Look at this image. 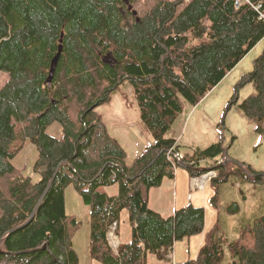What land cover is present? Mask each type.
I'll list each match as a JSON object with an SVG mask.
<instances>
[{
    "label": "trees",
    "instance_id": "obj_1",
    "mask_svg": "<svg viewBox=\"0 0 264 264\" xmlns=\"http://www.w3.org/2000/svg\"><path fill=\"white\" fill-rule=\"evenodd\" d=\"M137 1L0 0V72L8 75L0 86V264H78L72 237L79 223L64 206L68 185L89 208L91 259L145 264L152 254L173 264V245L203 231L205 209L188 204L163 217L147 206L149 189L173 178L179 165L189 176L216 171L215 207L231 176L264 183V171L229 157L222 140L188 152L167 136L183 101L196 105L264 38V0H156L143 13ZM125 80L153 138L131 162L96 111ZM246 84L253 91L240 107L264 133V47L226 111ZM53 122L60 137L46 131ZM25 139L37 151L35 181L12 163ZM113 184L116 195L99 189ZM123 209L131 240L112 249L107 232ZM224 209L232 214L239 206ZM178 264H264V211L233 240L216 221L195 257Z\"/></svg>",
    "mask_w": 264,
    "mask_h": 264
},
{
    "label": "rangeland",
    "instance_id": "obj_2",
    "mask_svg": "<svg viewBox=\"0 0 264 264\" xmlns=\"http://www.w3.org/2000/svg\"><path fill=\"white\" fill-rule=\"evenodd\" d=\"M155 1L138 0L134 3V7L139 13H143ZM263 47L264 38L259 40L196 105L192 106L183 101L182 110L176 116L167 136L176 139L188 152L196 148L204 149L222 140L229 157L249 164L256 171H264V133L255 130V125L248 120L240 107L243 99L253 91L251 84L237 89V102L226 111L239 78L251 70L253 60L261 53ZM7 77L6 72H0V86L5 83ZM96 111L101 114L109 133L126 151L128 162L152 143L153 138L141 122L133 88L127 80L111 93L110 101L97 106ZM46 131L55 137H60L62 134L61 126L57 122L51 123ZM36 157L35 146L25 139L12 163L23 175H28L35 181L39 179V174L33 171ZM176 171L178 182L183 183L186 178L188 185V170L179 165ZM99 189L106 192V187ZM218 189L216 207L211 201L216 191L214 185L209 183L203 191H199L203 194L204 208L207 209V230L218 221L224 237L233 240L238 236V230L242 225L263 213L264 183L241 182L235 176H231ZM191 194L199 197L195 192ZM232 201L238 203L239 210L237 213L229 214L224 207ZM64 203L65 212L79 223L72 237L73 248L79 259L78 264H90L89 208L82 202L72 185L64 189ZM196 236L198 234L192 235V238ZM186 240L187 238L176 241L177 253L176 260L173 256V264L174 261L177 263L187 257V246L185 243H180ZM196 240L198 238L192 239L190 248L195 249ZM191 255L195 257L196 253L191 252Z\"/></svg>",
    "mask_w": 264,
    "mask_h": 264
},
{
    "label": "crops",
    "instance_id": "obj_3",
    "mask_svg": "<svg viewBox=\"0 0 264 264\" xmlns=\"http://www.w3.org/2000/svg\"><path fill=\"white\" fill-rule=\"evenodd\" d=\"M176 175L174 174L173 178H163L162 182L159 186L153 187L149 189L148 192V200H147V206L162 215L163 217H167L173 214L174 210L176 208L185 207L188 204H192L194 206H205V201L203 198L202 192L190 190V188L187 189V180L185 178V181L183 183L178 182L177 180V171H175ZM189 183V182H188ZM118 192V186L116 185H110L106 187V193L108 195H116ZM191 192H195L198 194L199 197L192 195ZM201 199L202 203H201ZM205 209V220H204V229L201 233L198 234V236L193 237L190 236L187 238L186 242H180L185 243L187 246L188 255L187 257H184V259L179 260L177 263H181L189 258L192 257L191 252L197 253L198 248L202 244L204 240L205 233L207 232V209ZM116 237H115V247H117L118 244L121 243H127L131 240V225L129 221V215L128 211L126 209L121 210L119 221L116 228ZM198 238L196 240V247L195 249L190 248L192 239ZM112 246V245H111ZM194 250V251H193ZM177 253L176 248V242L173 246L172 250V261L173 256L174 260L175 255ZM193 258V257H192ZM91 259V258H90ZM79 260V259H78ZM90 264H101L97 260L91 259ZM145 264H167L164 260H159L152 254H147L146 262Z\"/></svg>",
    "mask_w": 264,
    "mask_h": 264
},
{
    "label": "built area",
    "instance_id": "obj_4",
    "mask_svg": "<svg viewBox=\"0 0 264 264\" xmlns=\"http://www.w3.org/2000/svg\"><path fill=\"white\" fill-rule=\"evenodd\" d=\"M242 2L251 3L250 0H234V4L238 6ZM217 178V173L214 169L210 168L206 171H204L201 174L194 175L190 178V188L193 190H202L204 186L213 181ZM116 224L113 223L112 226L109 228L107 232V239L109 241V244L112 245L113 248H115V230Z\"/></svg>",
    "mask_w": 264,
    "mask_h": 264
},
{
    "label": "water",
    "instance_id": "obj_5",
    "mask_svg": "<svg viewBox=\"0 0 264 264\" xmlns=\"http://www.w3.org/2000/svg\"><path fill=\"white\" fill-rule=\"evenodd\" d=\"M58 53H59V52H58ZM58 53H57L56 56L51 60V65H50V69H49V75H48L47 82H49V81L51 80V77H52V75H53V71H54V68H55V65H56V61H57V57H58ZM50 183H51V182H50ZM50 183L48 184V186L46 187L45 191H44L43 194L41 195L39 202L41 201V199L43 198V196H44V194L46 193L47 189L49 188ZM39 202H38V203H39ZM32 214H33V213H32ZM44 247H47V244H44ZM7 253L12 254L11 252H7Z\"/></svg>",
    "mask_w": 264,
    "mask_h": 264
}]
</instances>
